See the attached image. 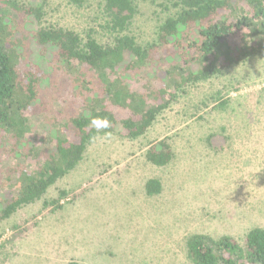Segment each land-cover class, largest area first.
Masks as SVG:
<instances>
[{
    "label": "trees",
    "instance_id": "16d2710c",
    "mask_svg": "<svg viewBox=\"0 0 264 264\" xmlns=\"http://www.w3.org/2000/svg\"><path fill=\"white\" fill-rule=\"evenodd\" d=\"M142 1L98 0L102 41L94 27L78 32L44 23V0H0V177L8 182L0 220L41 199L96 135L142 136L190 87L264 47V0H149L161 16L155 37L144 42L131 33ZM117 109L128 114L119 117ZM93 118L110 127L97 129ZM144 156L168 164L169 140H156ZM161 189L158 178L144 183L149 196ZM67 194L60 190L56 199ZM185 247L192 264H264V227L249 228L242 243L193 233Z\"/></svg>",
    "mask_w": 264,
    "mask_h": 264
},
{
    "label": "rangeland",
    "instance_id": "374dc122",
    "mask_svg": "<svg viewBox=\"0 0 264 264\" xmlns=\"http://www.w3.org/2000/svg\"><path fill=\"white\" fill-rule=\"evenodd\" d=\"M97 1L79 7L44 0V23L78 32L94 27L105 41ZM138 9L131 33L151 40L161 15L149 0ZM165 137L173 158L155 166L144 153ZM151 177L162 189L149 196L144 183ZM7 185L0 177V192ZM60 190L68 194L56 199ZM253 226L264 227V47L190 87L142 136L117 130L93 137L41 199L0 220V264H192L190 234H227L242 243Z\"/></svg>",
    "mask_w": 264,
    "mask_h": 264
},
{
    "label": "clouds",
    "instance_id": "9594fccd",
    "mask_svg": "<svg viewBox=\"0 0 264 264\" xmlns=\"http://www.w3.org/2000/svg\"><path fill=\"white\" fill-rule=\"evenodd\" d=\"M91 125L96 127L97 129H101V128H108L110 127V122L107 119H101V118H93L90 121Z\"/></svg>",
    "mask_w": 264,
    "mask_h": 264
}]
</instances>
